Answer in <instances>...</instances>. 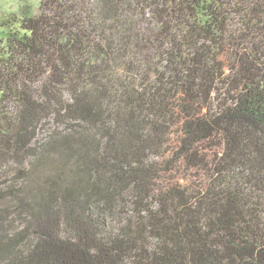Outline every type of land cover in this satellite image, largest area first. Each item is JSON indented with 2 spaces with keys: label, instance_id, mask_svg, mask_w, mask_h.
Returning a JSON list of instances; mask_svg holds the SVG:
<instances>
[{
  "label": "trees",
  "instance_id": "obj_1",
  "mask_svg": "<svg viewBox=\"0 0 264 264\" xmlns=\"http://www.w3.org/2000/svg\"><path fill=\"white\" fill-rule=\"evenodd\" d=\"M2 26L0 264H264V0Z\"/></svg>",
  "mask_w": 264,
  "mask_h": 264
},
{
  "label": "rangeland",
  "instance_id": "obj_2",
  "mask_svg": "<svg viewBox=\"0 0 264 264\" xmlns=\"http://www.w3.org/2000/svg\"><path fill=\"white\" fill-rule=\"evenodd\" d=\"M39 2L40 0H0V46L7 32L2 24L11 19L13 15L23 17L31 11L36 13Z\"/></svg>",
  "mask_w": 264,
  "mask_h": 264
}]
</instances>
